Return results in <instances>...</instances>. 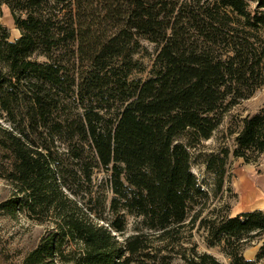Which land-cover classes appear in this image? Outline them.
Listing matches in <instances>:
<instances>
[{"label":"trees","instance_id":"obj_1","mask_svg":"<svg viewBox=\"0 0 264 264\" xmlns=\"http://www.w3.org/2000/svg\"><path fill=\"white\" fill-rule=\"evenodd\" d=\"M72 7L0 0V19L7 9L20 33L12 42L0 25V179L13 188L0 212L49 226L20 264H171L173 255L221 264L181 248L197 222L230 264H261L264 212L230 217L224 204L203 216L209 195L190 149L264 86V0H127L103 38ZM142 40L160 47L146 79L132 77L145 71L135 58ZM234 142L233 158L256 166L264 109L242 120ZM228 157L205 158L218 192ZM98 168L110 172V220L69 193L70 179L89 184ZM256 240V259L246 260Z\"/></svg>","mask_w":264,"mask_h":264},{"label":"rangeland","instance_id":"obj_2","mask_svg":"<svg viewBox=\"0 0 264 264\" xmlns=\"http://www.w3.org/2000/svg\"><path fill=\"white\" fill-rule=\"evenodd\" d=\"M79 9L72 7L74 14L78 15L81 23L90 24L91 31L98 38L110 36L113 32V16L119 7L125 8L127 0H74ZM66 4V3H65ZM66 7V6H65ZM119 10V9H118ZM0 25L9 34V40L15 41L20 33L15 28L13 19L7 9L3 11V17L0 19ZM141 49L135 57L144 67L145 71L139 75H133V78L146 79L152 68L153 62L159 52L160 47L142 40ZM39 58L38 61H43ZM264 109V86L257 88L251 97L240 101L231 108L224 117L220 127L212 135L211 139L202 142L199 146L190 149L191 154V172L197 178L202 190L209 195L206 210L203 216L209 212L217 210L224 204L230 209L236 201L232 184L236 175L245 172L246 167L242 161L234 159L232 153L235 149V134L242 126V120L259 110ZM185 143V140H182ZM228 150L229 157L226 163V176L224 179V188L218 192L216 188L215 177L206 171L204 165L205 158L211 153H219L221 150ZM63 152V148L60 150ZM241 162V163H238ZM253 166V168H249ZM248 169H254L255 176L264 175V154L259 158L258 164L249 165ZM261 173V175H258ZM263 174V175H262ZM110 172L104 169H95L91 176V182L73 181L70 179V194L81 205H88L99 210V214L106 220L113 218L109 213L108 201L112 197L109 189ZM262 186H264L262 184ZM13 188L3 179H0V204L12 198ZM105 200V202H104ZM264 201V198L262 199ZM127 234L131 233L134 220L127 216ZM49 226L40 224L35 220L29 219L22 213L11 217L6 213L0 212V264H20L22 257L34 248L45 235ZM206 234L203 229L198 228V222L192 229L187 225L180 237L181 248L191 249L194 247L199 254H210L221 264H230L229 259L223 251V245L208 247L205 242ZM261 242L253 241L243 252L246 260H255L259 252ZM176 252L180 251L179 246H175ZM189 252H186L188 254ZM171 264H184L179 256L173 255ZM264 264V260L261 261Z\"/></svg>","mask_w":264,"mask_h":264},{"label":"crops","instance_id":"obj_3","mask_svg":"<svg viewBox=\"0 0 264 264\" xmlns=\"http://www.w3.org/2000/svg\"><path fill=\"white\" fill-rule=\"evenodd\" d=\"M248 166H244L246 167L245 172L237 174L232 184L236 201L231 206L230 217L253 211L264 212V201L262 200L264 198V186H262V184L264 185V175L255 176L254 169L249 170ZM249 168H253V166Z\"/></svg>","mask_w":264,"mask_h":264}]
</instances>
